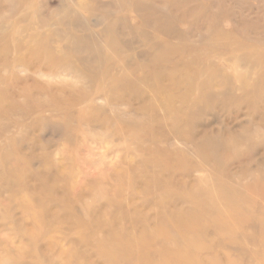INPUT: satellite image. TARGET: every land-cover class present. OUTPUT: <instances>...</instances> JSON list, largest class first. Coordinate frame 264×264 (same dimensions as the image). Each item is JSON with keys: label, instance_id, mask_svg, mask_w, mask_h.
I'll return each instance as SVG.
<instances>
[{"label": "rangeland", "instance_id": "374dc122", "mask_svg": "<svg viewBox=\"0 0 264 264\" xmlns=\"http://www.w3.org/2000/svg\"><path fill=\"white\" fill-rule=\"evenodd\" d=\"M166 255L264 264V0H0V264Z\"/></svg>", "mask_w": 264, "mask_h": 264}, {"label": "bare ground", "instance_id": "6f19581e", "mask_svg": "<svg viewBox=\"0 0 264 264\" xmlns=\"http://www.w3.org/2000/svg\"><path fill=\"white\" fill-rule=\"evenodd\" d=\"M172 258H173V260H174L175 258H178V257H177L176 255H173ZM170 261H171V260H170V257H169L168 255H166V256H164L163 259H162V264H168ZM169 264H170V263H169Z\"/></svg>", "mask_w": 264, "mask_h": 264}]
</instances>
